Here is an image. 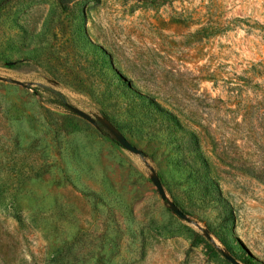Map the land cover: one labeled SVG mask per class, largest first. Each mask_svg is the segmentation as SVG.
Wrapping results in <instances>:
<instances>
[{
  "label": "rangeland",
  "instance_id": "rangeland-1",
  "mask_svg": "<svg viewBox=\"0 0 264 264\" xmlns=\"http://www.w3.org/2000/svg\"><path fill=\"white\" fill-rule=\"evenodd\" d=\"M237 242L264 264V0H0V264Z\"/></svg>",
  "mask_w": 264,
  "mask_h": 264
},
{
  "label": "water",
  "instance_id": "water-1",
  "mask_svg": "<svg viewBox=\"0 0 264 264\" xmlns=\"http://www.w3.org/2000/svg\"><path fill=\"white\" fill-rule=\"evenodd\" d=\"M113 132L116 134L117 138L120 140V142L125 146L127 147L129 150L135 152V153H139V154H142L143 151L140 150L139 148H137L132 142H130L125 136H123L122 134H120L119 132H117L115 129H112ZM152 181L153 183L155 184V186L157 187L158 189V192L159 194L161 195L162 199L163 200H166L169 202L170 204V207L171 209L176 213L178 214L180 217L182 218H185V219H188V216L186 215V213L180 208L177 206V204L173 201H170L169 198H168V195L166 193V190L160 180V178L153 174L152 175ZM222 253L224 254V256L232 263V264H242L240 261H238L233 255L225 252V251H222Z\"/></svg>",
  "mask_w": 264,
  "mask_h": 264
},
{
  "label": "trees",
  "instance_id": "trees-1",
  "mask_svg": "<svg viewBox=\"0 0 264 264\" xmlns=\"http://www.w3.org/2000/svg\"><path fill=\"white\" fill-rule=\"evenodd\" d=\"M188 142L191 143L194 146H198V137H197V135L195 133L191 132L189 134ZM199 160L202 161L201 164L203 166H208V162H207L206 158H204V156L202 154H201ZM196 173H198L199 175H202L201 169L200 168H199V170L197 169ZM210 182H212V184L214 183V181H210ZM206 242H208L207 245L209 246V248L212 250V252L214 254L218 253V252H221L220 248L216 244L211 243L210 241H206ZM236 246H237L238 250H240V252H241L240 255L242 256L244 261L247 264H253V260L255 259L254 256H252L250 253L246 252V250L244 249V246L242 244H240L239 242L236 243Z\"/></svg>",
  "mask_w": 264,
  "mask_h": 264
}]
</instances>
